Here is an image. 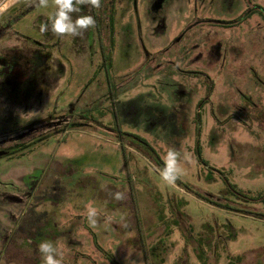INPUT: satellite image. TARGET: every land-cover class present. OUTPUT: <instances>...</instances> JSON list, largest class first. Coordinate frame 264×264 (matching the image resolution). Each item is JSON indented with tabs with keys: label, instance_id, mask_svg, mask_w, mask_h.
<instances>
[{
	"label": "rangeland",
	"instance_id": "374dc122",
	"mask_svg": "<svg viewBox=\"0 0 264 264\" xmlns=\"http://www.w3.org/2000/svg\"><path fill=\"white\" fill-rule=\"evenodd\" d=\"M107 15L42 100L0 103V264L42 240L61 264H264V0ZM169 149L174 185L149 166Z\"/></svg>",
	"mask_w": 264,
	"mask_h": 264
},
{
	"label": "flooded vegetation",
	"instance_id": "af4514ba",
	"mask_svg": "<svg viewBox=\"0 0 264 264\" xmlns=\"http://www.w3.org/2000/svg\"><path fill=\"white\" fill-rule=\"evenodd\" d=\"M129 1L134 0H100L99 8L105 11L98 17L97 8L89 0H83L81 13L72 15L75 18L90 14L97 21L108 17L110 7ZM55 2L47 0V5L41 7L39 0H17L11 11L0 17V103L42 100L48 88L63 81L64 72L75 69L79 54L92 49L95 26L76 37H58L50 30L43 33L39 30L40 24L47 22Z\"/></svg>",
	"mask_w": 264,
	"mask_h": 264
},
{
	"label": "clouds",
	"instance_id": "9594fccd",
	"mask_svg": "<svg viewBox=\"0 0 264 264\" xmlns=\"http://www.w3.org/2000/svg\"><path fill=\"white\" fill-rule=\"evenodd\" d=\"M93 7L100 6V0H89ZM83 0H56L53 11L49 14L47 22H43L39 26V30L43 33L50 30L58 37L69 35L72 37L80 36L83 30L94 27L95 19L90 14L76 15L73 18V13L79 14L82 9L80 4ZM47 0H39V6L45 7ZM178 152L169 149L166 153L165 161L160 166L151 165L154 172L167 184L174 185L178 178ZM96 209L89 207L88 218L94 224ZM38 252L41 256L42 264H61L58 258L57 248L51 241L42 240L38 244Z\"/></svg>",
	"mask_w": 264,
	"mask_h": 264
}]
</instances>
